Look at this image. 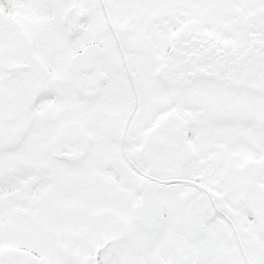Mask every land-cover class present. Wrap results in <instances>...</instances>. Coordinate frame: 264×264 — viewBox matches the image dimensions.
I'll use <instances>...</instances> for the list:
<instances>
[{
  "label": "snow or ice",
  "instance_id": "6c2138e0",
  "mask_svg": "<svg viewBox=\"0 0 264 264\" xmlns=\"http://www.w3.org/2000/svg\"><path fill=\"white\" fill-rule=\"evenodd\" d=\"M0 264H264V0H0Z\"/></svg>",
  "mask_w": 264,
  "mask_h": 264
}]
</instances>
